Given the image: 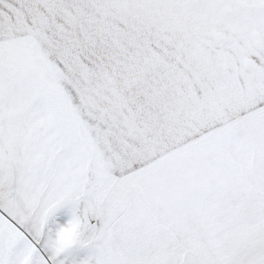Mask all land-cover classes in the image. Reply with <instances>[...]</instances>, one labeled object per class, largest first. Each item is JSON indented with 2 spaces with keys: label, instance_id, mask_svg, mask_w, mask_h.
I'll return each instance as SVG.
<instances>
[{
  "label": "snow or ice",
  "instance_id": "1",
  "mask_svg": "<svg viewBox=\"0 0 264 264\" xmlns=\"http://www.w3.org/2000/svg\"><path fill=\"white\" fill-rule=\"evenodd\" d=\"M0 264H264V0H0Z\"/></svg>",
  "mask_w": 264,
  "mask_h": 264
}]
</instances>
